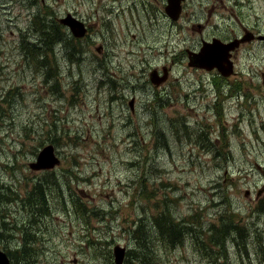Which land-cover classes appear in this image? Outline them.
Masks as SVG:
<instances>
[{
    "label": "rangeland",
    "instance_id": "1",
    "mask_svg": "<svg viewBox=\"0 0 264 264\" xmlns=\"http://www.w3.org/2000/svg\"><path fill=\"white\" fill-rule=\"evenodd\" d=\"M222 1L188 0L173 22L167 0H0V245L16 264H117V246L138 264L151 255L134 232L159 243V217L180 232L154 248L161 264H264V42L229 77L186 53L242 33L238 17L264 35V0ZM68 13L92 36L74 40ZM51 145L59 166L36 172Z\"/></svg>",
    "mask_w": 264,
    "mask_h": 264
},
{
    "label": "flooded vegetation",
    "instance_id": "2",
    "mask_svg": "<svg viewBox=\"0 0 264 264\" xmlns=\"http://www.w3.org/2000/svg\"><path fill=\"white\" fill-rule=\"evenodd\" d=\"M41 2L44 3L45 0H41ZM222 2L224 3V0ZM187 3H188V0H167V4L165 6V13H166V16L168 17V19L172 20L173 22H180L182 20V18L184 17L185 7H186ZM104 4L105 5H109V0H104ZM248 5H251L250 0H248L246 7ZM201 6L204 7V4L201 3ZM106 9L109 10V6ZM237 9H238V12L243 13L242 6L239 3H237L236 1H234L232 6L227 8V12H231L233 14H237ZM99 10H102L101 5H99ZM214 13H215V9H210L209 12H208V19L209 18L211 19ZM67 15L68 16L65 17V18L59 19V24L60 25H62L66 29H68L65 25H63L61 23V20L67 19V18H69V16H71L75 20H77L78 22H83L84 24H86L88 26L89 35L87 37L83 38V39H86V38L92 36L93 33L91 31V26L87 22L81 21L78 17H76L74 15V13L73 14L68 13ZM237 19L241 23L240 25H241V28H242V33L234 35V36H232L231 38H228V39H225V38L219 37V36H213L210 39H206L205 40L203 37H201L200 38V42H199L201 47H200L199 50L194 49V48H186V53L188 55V65H189V67H191L193 69L203 70V71L206 70L204 68H201V67L197 66V65H201V63L197 62V59H198V56L201 54L202 50L204 49V47L206 45H208V44H213V43L217 42L219 44L221 43L223 45H229V44L234 43L235 44V48L230 52V54H231V59L230 60L232 61V63H234L233 62L234 61L233 60L234 53L235 54L239 53V49L241 48L242 45H245L247 43H251V42H254V41L264 42V41L260 40V38L264 37V35H261V34L256 35V32H253V31L248 29L249 27L243 26L241 18L238 17ZM209 25H210L209 23L202 24L201 22H199L196 26H194L192 28V31L198 32L200 35H203V32L206 31V29H207V27ZM70 34H71V36H72V38L74 40H83V39H76V37L71 32H70ZM96 51L98 53H102V51H103L102 46L98 47L96 49ZM162 71H163V74L160 75L158 70H153L151 72V74H150V80H151L152 74H156L159 77H161L163 75L165 76V74H166L167 78H168V76L170 74L169 68H163ZM212 72H218V71L217 70H213ZM152 84H154V83L152 82ZM161 85H162V83L159 86H156L154 84L155 87H160ZM132 112H134V111H132Z\"/></svg>",
    "mask_w": 264,
    "mask_h": 264
},
{
    "label": "water",
    "instance_id": "3",
    "mask_svg": "<svg viewBox=\"0 0 264 264\" xmlns=\"http://www.w3.org/2000/svg\"><path fill=\"white\" fill-rule=\"evenodd\" d=\"M179 8V7H178ZM61 23L68 25L76 37L83 36L84 28L83 23L78 22L73 17L61 20ZM253 39V38H252ZM260 40L264 41V37ZM235 48V44L223 45L217 42L208 44L204 47L201 54L198 56L197 62L201 65H197L207 71L217 70L223 77H229L233 74V63L230 60V52ZM167 79V75L159 77L156 74H152L151 81L159 86ZM135 100H132L129 104L132 111H134ZM59 160L55 157L53 146H47L40 152L35 164L31 165L34 170L53 169L58 165ZM126 248L117 246L115 249V256L117 264H122L125 257ZM0 264H11L8 255L0 249Z\"/></svg>",
    "mask_w": 264,
    "mask_h": 264
},
{
    "label": "trees",
    "instance_id": "4",
    "mask_svg": "<svg viewBox=\"0 0 264 264\" xmlns=\"http://www.w3.org/2000/svg\"><path fill=\"white\" fill-rule=\"evenodd\" d=\"M0 113L2 114V111L0 110ZM2 196L0 195V198ZM28 199L26 201L29 200V195L27 197ZM58 198H60V196H58ZM42 202H40L39 206H38V210H39V214H41L42 216H47L48 211H49V206L48 203L46 201L47 196L46 194H44L43 196H41ZM82 202V201H81ZM1 203V201H0ZM155 228L156 229H161V236H162V240L159 241V243H153L152 245L150 243H147L149 241V237L148 235L151 233V230H147L146 227L142 224H140V226L135 230V234H137V240L138 243H140V246H142V250L144 252H149V254L151 255V259H143L141 260L140 258V263L138 264H161L162 262V257L160 255L159 252L154 251V248L156 247V245H172L173 246V239L175 237H177L179 235V231L178 234L176 236L175 231H173L172 228H174V226L170 225V222L161 217L155 219ZM142 231V232H141ZM143 243L144 244L143 246ZM135 264V263H134Z\"/></svg>",
    "mask_w": 264,
    "mask_h": 264
}]
</instances>
